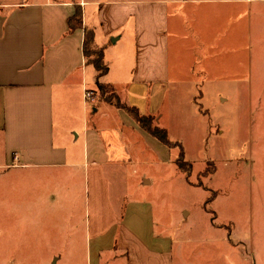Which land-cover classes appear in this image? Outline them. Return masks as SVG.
<instances>
[{
	"label": "crops",
	"instance_id": "1",
	"mask_svg": "<svg viewBox=\"0 0 264 264\" xmlns=\"http://www.w3.org/2000/svg\"><path fill=\"white\" fill-rule=\"evenodd\" d=\"M76 7L82 25L68 32ZM263 15L264 0H0V177L15 172L21 185L27 174L57 173L73 194L83 187L88 264L114 245L126 264H167L169 240L154 235L150 205L123 203L115 187L143 151L152 160L155 138L125 110L97 103L84 30L103 48L99 82L155 120L178 82L195 91L198 76L242 80L246 24Z\"/></svg>",
	"mask_w": 264,
	"mask_h": 264
},
{
	"label": "rangeland",
	"instance_id": "2",
	"mask_svg": "<svg viewBox=\"0 0 264 264\" xmlns=\"http://www.w3.org/2000/svg\"><path fill=\"white\" fill-rule=\"evenodd\" d=\"M246 35L242 80L198 76L195 91L178 82L154 120L182 145L190 174L177 169L176 148L153 139L152 160L143 151L115 185L123 203L150 205L154 235L169 240L167 264H264V15L248 20ZM64 180L0 177V264H88L92 210L83 187L73 194ZM113 249L100 264H126Z\"/></svg>",
	"mask_w": 264,
	"mask_h": 264
},
{
	"label": "trees",
	"instance_id": "3",
	"mask_svg": "<svg viewBox=\"0 0 264 264\" xmlns=\"http://www.w3.org/2000/svg\"><path fill=\"white\" fill-rule=\"evenodd\" d=\"M67 25L68 32L81 28V11L79 7H76L74 14L68 18ZM82 53L85 63L91 65L96 72L97 99L103 100L115 108L125 110L141 130L157 139L169 149L176 148L178 150V155L175 159L176 167L179 171L185 173L187 177L191 172L192 166L185 161V153L182 145L179 142L170 140L166 129L154 124L153 116L141 114L136 107L122 103L110 85L99 82V79L107 73L108 67L103 60V48H98L93 44V31L91 29L84 30ZM185 165L188 166V170L184 169Z\"/></svg>",
	"mask_w": 264,
	"mask_h": 264
},
{
	"label": "built area",
	"instance_id": "4",
	"mask_svg": "<svg viewBox=\"0 0 264 264\" xmlns=\"http://www.w3.org/2000/svg\"><path fill=\"white\" fill-rule=\"evenodd\" d=\"M83 97L88 104H93L96 100V93L91 90H84Z\"/></svg>",
	"mask_w": 264,
	"mask_h": 264
},
{
	"label": "water",
	"instance_id": "5",
	"mask_svg": "<svg viewBox=\"0 0 264 264\" xmlns=\"http://www.w3.org/2000/svg\"><path fill=\"white\" fill-rule=\"evenodd\" d=\"M52 264H55V260L53 261V263Z\"/></svg>",
	"mask_w": 264,
	"mask_h": 264
}]
</instances>
